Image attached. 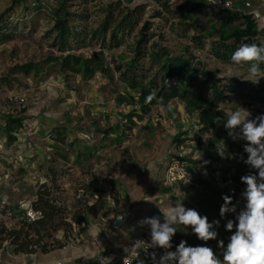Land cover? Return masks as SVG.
I'll return each instance as SVG.
<instances>
[{"label":"rangeland","instance_id":"rangeland-1","mask_svg":"<svg viewBox=\"0 0 264 264\" xmlns=\"http://www.w3.org/2000/svg\"><path fill=\"white\" fill-rule=\"evenodd\" d=\"M21 1L28 9H22ZM117 1L130 9L143 6L140 23L131 33L119 37L117 46L109 33L104 42L101 37L89 39L104 19L106 9ZM128 1L69 0V25L75 35L69 48L60 52L53 45L49 8L55 4L51 0H0V20L9 18L13 12L19 14L9 19L11 23H19L11 29L12 39L0 43V116L8 112L19 115L17 112L21 110L22 118L35 120L40 126L33 136L17 133L13 145H8L0 132V200L6 199L13 206L30 203L37 188L45 183L63 204L70 224L68 230L60 229L54 234L62 249L31 259L5 250L0 252V264H47L64 259L69 264H93L103 249L138 251L141 247L133 245L139 234L150 230L148 225L141 226L140 221L160 211L157 205L146 206L145 197L154 195V190L149 187L144 192V188L153 181L159 186L163 180L166 184L163 192L172 194L173 202L180 200L174 196L181 186L174 176L179 168L186 170L192 179L197 177L195 170L204 169L205 178L218 174L232 185L236 162H226L216 145L231 142L244 148L246 141L233 140L224 120L228 111L239 106L249 110L252 119L264 115V77L258 84L242 80L248 66L216 59L210 45L218 43V37L215 33L207 37V32L211 24L226 33L242 29L243 18L250 17L258 32L256 42L264 43V0H226L231 4L228 11L206 5L202 0ZM163 3H167L170 12L162 7ZM185 12L191 13L195 27L205 33L201 45L191 41L195 31L185 26L187 21L181 16ZM144 21L152 24L151 42L165 47L169 54L188 53L194 63L204 64L218 79L237 80L243 86L253 87L258 95L245 98L227 93L228 102H219L218 112L208 110L202 115L200 109L188 114L178 100L143 107L137 101L136 91L128 90L120 82L118 76L123 69L118 73L115 70L132 58L133 42ZM66 55L83 59L100 55L110 74L96 72L91 77H82L76 71L62 69L59 62ZM29 64L34 69L28 74L16 68ZM260 68L264 71V66ZM230 72L240 78H230ZM19 100L24 108L17 106ZM216 117L221 118L219 124ZM57 135L64 139L62 146L57 143ZM27 143L34 147L31 158L26 157ZM95 187L101 189L105 207L97 217H89L85 210L95 205ZM135 190L139 194L137 199L133 197ZM236 197L234 202L242 201L241 209L244 208L246 201L241 194ZM118 214L127 216V221L112 227L113 217ZM119 236L126 237L123 248L117 247Z\"/></svg>","mask_w":264,"mask_h":264},{"label":"trees","instance_id":"trees-1","mask_svg":"<svg viewBox=\"0 0 264 264\" xmlns=\"http://www.w3.org/2000/svg\"><path fill=\"white\" fill-rule=\"evenodd\" d=\"M68 1L51 0L55 6L52 9L49 8L53 21L51 28L54 34L53 45L60 52L69 48V41L75 35V30L69 25ZM20 4L22 9H28V5L23 1ZM161 5L167 12H170L167 3ZM32 7H34V10H38L35 5H32ZM143 10V6L130 9L127 6H122V3L117 1L106 9L104 19L89 36V39L96 40L101 37L104 42L107 33H109L110 39L115 41L117 46L119 37L131 33L140 23V16ZM18 15V13L13 12L8 16L9 18L0 20V43L12 39V30L19 23H11L9 19ZM155 15H160V13ZM181 16L187 21L185 26H189L195 31L191 41L201 45L206 38L205 33H201L195 27V21L191 17L190 12H185ZM19 22L21 23V21ZM242 22L244 28L234 29L227 33L222 29L216 30L215 24H211L207 37H210L212 33L217 34L219 42H212L210 45V51L216 59L222 62H232L231 56L241 44L256 43L259 45L255 40L258 32L254 22L250 17H244ZM151 28L152 24L150 22L144 21L142 23L133 42L132 58L126 63H121V66H118L115 70L118 73L123 69L118 76L120 82L128 90L136 91L138 95L137 101L143 107L149 104L156 105L158 102L167 103L172 100H178L183 104L188 114L200 109V114L202 115L206 114L208 110H216L218 112L217 104L219 102H228L227 93L245 98L258 95V92L253 87L243 86L237 80L218 79L211 71L205 68L204 64L194 63L193 58L188 53L183 55L169 54L165 47H161L157 42H151L154 38L153 34L150 33ZM80 42H83V39H80ZM228 42H231V44H228ZM145 60L146 62H144ZM59 64L60 68L76 71L82 77H91L96 72L110 74L109 69L105 66L104 58L100 55L89 59L66 55L60 59ZM262 66H264V63L260 64V67ZM16 68L24 74H28L34 69L31 64L17 66ZM150 96L152 99L149 101L148 98ZM117 99L119 98L117 97ZM130 101L132 102L133 99H130ZM17 106L24 108L23 103H19V101ZM17 113L19 115H12L11 112H8L5 116H0V132L8 145H13L17 141V133L33 136L40 129L37 121L21 117L23 111L19 110ZM108 134L109 132H106V135ZM56 139L59 146H62L64 143L62 136L57 135ZM28 143L24 145V149L26 150V157L31 158L34 147ZM224 154L226 162H236L235 174L230 183L236 194L239 195L246 188V185L241 182V177L256 170L244 163V160L247 159V153L244 152V148L237 147L231 142H226ZM241 156L243 159H241ZM200 175H197L192 180L191 185L181 188L182 199L185 201L183 205L186 208L197 210L201 216H207L210 223L219 220V226L214 228L218 232V237L216 240L204 242L192 233L190 227L186 232L178 230L172 239L173 246L169 251H175L183 240L187 242L188 246L211 247L216 255L222 259L223 250L218 246V243L223 240L226 247L229 237L232 235V232L227 231L225 228L226 222L229 219L236 221V216L241 208L236 214L228 213L222 218L219 210L224 203L222 199L223 193L217 190L208 180L210 175L207 178H203V174ZM222 179L227 183V179ZM95 192L97 193L95 205L88 206L85 210L89 217H97L105 207V201L101 198L100 190L96 189ZM29 204L34 212L39 213V217L33 222H28L25 219L20 204L13 206L6 199L0 200L1 253L5 250H10V253L14 256L22 255L27 258L36 255H47L63 248L62 243L54 237V234L60 229L68 230L70 228L64 208L61 206L63 204L54 198L52 190L47 188L45 183L37 188ZM8 224L13 226L8 228ZM234 231L235 227L233 228ZM150 239V231L141 233L138 238V240L145 241L144 244L150 243ZM158 252L162 256L165 250L159 248ZM137 263L140 264L139 262Z\"/></svg>","mask_w":264,"mask_h":264},{"label":"clouds","instance_id":"clouds-1","mask_svg":"<svg viewBox=\"0 0 264 264\" xmlns=\"http://www.w3.org/2000/svg\"><path fill=\"white\" fill-rule=\"evenodd\" d=\"M218 0H211L210 4H216ZM225 6L230 9V5L225 0ZM231 61L235 65H248L247 74L242 80L258 84L264 77V71L260 64L264 63V43H244L233 53ZM230 78L239 77L231 73ZM150 96L148 100L150 101ZM252 113L240 107L234 111L226 113L224 127L228 130V135L233 140H244V152L247 153V159L244 163L255 172H249L241 177V182L246 185L241 193L246 201L243 209L236 216V221L227 220L225 228L232 232L226 247L223 240H220L218 246L223 250L222 259H220L214 250L208 246H188L186 241H181L175 251H169L172 248V239L178 230L187 231L190 227L192 233L204 242L216 240L218 232L214 230L220 224L219 220L209 222L207 216H201L200 213L191 208H186L182 201L175 206L161 209L164 217V223L159 218L152 217L140 221L141 226H150V243L148 248H161L165 252L157 260L156 253H152L154 264H264V115L250 118ZM215 122H221L220 117L215 118ZM239 129V131H237ZM217 152L224 157L225 145H216ZM201 159V154H200ZM241 159L243 157L241 156ZM185 184L189 182V174L186 173ZM224 203L220 207V216L223 218L228 213L236 212V205L233 203V197L223 195ZM122 221L123 214L113 217ZM235 231L233 232V228ZM145 241L138 240L133 245L140 248ZM142 264V262H141Z\"/></svg>","mask_w":264,"mask_h":264},{"label":"built area","instance_id":"built-area-1","mask_svg":"<svg viewBox=\"0 0 264 264\" xmlns=\"http://www.w3.org/2000/svg\"><path fill=\"white\" fill-rule=\"evenodd\" d=\"M174 2V0H171ZM176 1H181V0H176ZM207 4L211 3V0H202ZM227 2V1H226ZM230 5L231 9V4L227 2ZM211 6H214L216 8H219L222 11H228L230 10L225 6V0H218V3L216 4H210ZM19 103H23L22 100H19ZM186 173H188L186 170L179 168L178 173L175 176V179H177L182 187H186L191 185L192 183V177L189 175V182L185 184L183 182L184 179H186ZM189 174V173H188ZM208 180L212 183V185L219 191L223 193V195H230L233 197V200H235L236 197V192L235 190L229 186L221 177H219L217 174H212L209 176ZM233 203L236 205V212L231 213V214H236L237 211L243 206L242 201L234 202ZM20 208L24 212L25 219L28 222H33L39 217V213L34 212L31 209V206L29 203H22L20 204ZM159 248H148V244H144L138 251H132V250H112L110 248L103 249L102 254L100 257L96 258L94 260L93 264H135L139 262L141 264H148V263H154L152 260V253H156L157 258H159ZM47 264H69L68 262L62 260V261H56V262H51Z\"/></svg>","mask_w":264,"mask_h":264},{"label":"crops","instance_id":"crops-1","mask_svg":"<svg viewBox=\"0 0 264 264\" xmlns=\"http://www.w3.org/2000/svg\"><path fill=\"white\" fill-rule=\"evenodd\" d=\"M122 160H124L125 162L127 161V159H125L124 157H123V159ZM204 170V169H203ZM203 170H195V171H198V173H197V175H202L203 173H205V170L203 171ZM202 172V173H201ZM200 175V176H201ZM158 177H159V174H157L156 176H155V180L156 179H158ZM202 177L203 178H205V176L204 175H202ZM163 178H162V176H161V180H162ZM154 182V181H153ZM153 182H152V184H147V186L144 188V192L145 191H147V189L150 187V189H152V190H154V195H147V197H145L146 198V202H144V203H146V206L147 207H153V206H155V205H157V206H159V208H161V209H166L167 207H170V206H175V204H177V203H179V202H181L182 201V203L183 204H185V201L182 199V190H181V186H179L178 188V192H177V194H175L174 196H177V197H180V200H178V201H171V199L172 198H170V197H172V194H170V193H166V192H163V191H166V188H165V186H166V184H165V182H163V180H162V182L159 184V186L157 185V186H155V182H154V184H153ZM157 184V183H156ZM162 187H164V188H162ZM95 189H99L100 191H101V189L100 188H96L95 187ZM135 195H133V197L135 198V199H137L138 197H139V194H137L136 192V190L135 191H132ZM141 195H142V193H141ZM130 197L132 196V195H129ZM156 197V198H155ZM169 198H170V200H169ZM134 199V200H135ZM151 199H154V200H151ZM156 199H159V200H157V202H156ZM145 207V206H144ZM145 209V208H144ZM151 209V208H150ZM161 209H160V211L157 213L158 215H155L154 217H157V218H159V220H160V222L161 223H164V217H163V214H162V212H161ZM148 231H150V230H143L141 233H144V232H148ZM140 233V234H141ZM139 234V235H140ZM126 236V235H125ZM125 236H119L120 238H119V243H117L118 244V246L117 247H125L124 246V243H125V239H126V237ZM35 257V256H34ZM32 258V256H30V257H27V258H25V259H31ZM64 261H66V259H64Z\"/></svg>","mask_w":264,"mask_h":264},{"label":"water","instance_id":"water-1","mask_svg":"<svg viewBox=\"0 0 264 264\" xmlns=\"http://www.w3.org/2000/svg\"><path fill=\"white\" fill-rule=\"evenodd\" d=\"M127 221V216H125L124 217V219L122 220V221H120V220H114L113 222H112V227H116L117 225H119L120 223H125Z\"/></svg>","mask_w":264,"mask_h":264}]
</instances>
